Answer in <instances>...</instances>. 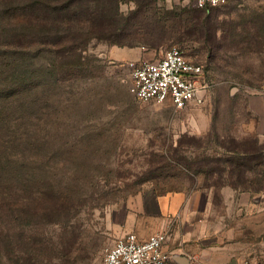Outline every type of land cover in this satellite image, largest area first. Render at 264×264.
I'll return each mask as SVG.
<instances>
[{"label": "rangeland", "instance_id": "1", "mask_svg": "<svg viewBox=\"0 0 264 264\" xmlns=\"http://www.w3.org/2000/svg\"><path fill=\"white\" fill-rule=\"evenodd\" d=\"M115 18L155 46L93 39L63 59L11 45L0 19V264H102L153 194L199 192L226 212L235 189H264L250 107L264 92V0H122ZM174 45L204 66L203 101L138 99L128 62Z\"/></svg>", "mask_w": 264, "mask_h": 264}, {"label": "crops", "instance_id": "2", "mask_svg": "<svg viewBox=\"0 0 264 264\" xmlns=\"http://www.w3.org/2000/svg\"><path fill=\"white\" fill-rule=\"evenodd\" d=\"M253 99L250 107L264 133V92L254 94ZM235 192L226 212L199 192L153 194L154 210L145 202L143 215L135 213L126 218L123 234L135 232L145 239L166 230L169 237L165 248L176 252L168 264H181L176 260L178 255L186 258L185 264H239L243 259L263 262L264 189L248 186Z\"/></svg>", "mask_w": 264, "mask_h": 264}, {"label": "trees", "instance_id": "3", "mask_svg": "<svg viewBox=\"0 0 264 264\" xmlns=\"http://www.w3.org/2000/svg\"><path fill=\"white\" fill-rule=\"evenodd\" d=\"M121 1L1 0L4 9L0 19L2 25L8 23L15 30L11 45L19 44L24 49L36 48L42 53L54 51L63 59L81 56L93 39L120 45L155 46L148 39H143L140 28L119 25L115 17ZM146 19L143 18L139 26H143ZM146 34H150L149 30H146ZM64 64H68L65 70L73 73L78 63L75 66L73 61ZM1 203L6 204L8 201L3 200ZM0 206L1 211H4L5 205Z\"/></svg>", "mask_w": 264, "mask_h": 264}, {"label": "built area", "instance_id": "4", "mask_svg": "<svg viewBox=\"0 0 264 264\" xmlns=\"http://www.w3.org/2000/svg\"><path fill=\"white\" fill-rule=\"evenodd\" d=\"M228 0H196L201 8L226 3ZM131 69V93L140 100L162 102L170 100L178 109L201 102L208 89L205 69L187 57L178 45L168 48L156 60L140 59L128 62ZM168 232L160 230L141 239L135 232H126L106 250L102 264H168L176 252L165 248ZM239 264H264L243 259Z\"/></svg>", "mask_w": 264, "mask_h": 264}, {"label": "water", "instance_id": "5", "mask_svg": "<svg viewBox=\"0 0 264 264\" xmlns=\"http://www.w3.org/2000/svg\"><path fill=\"white\" fill-rule=\"evenodd\" d=\"M176 260H179L181 264H185L186 258L184 256H182V255H178L176 257Z\"/></svg>", "mask_w": 264, "mask_h": 264}]
</instances>
